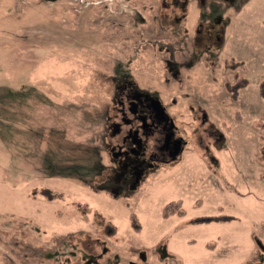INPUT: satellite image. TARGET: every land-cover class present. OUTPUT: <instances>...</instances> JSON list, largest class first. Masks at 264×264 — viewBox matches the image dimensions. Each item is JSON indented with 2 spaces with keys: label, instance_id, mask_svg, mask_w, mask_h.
I'll use <instances>...</instances> for the list:
<instances>
[{
  "label": "rangeland",
  "instance_id": "374dc122",
  "mask_svg": "<svg viewBox=\"0 0 264 264\" xmlns=\"http://www.w3.org/2000/svg\"><path fill=\"white\" fill-rule=\"evenodd\" d=\"M6 10L0 264H264V0H7ZM120 77L186 127L182 158L119 197L50 175L36 131L56 129L61 146L108 163L100 121ZM176 201L184 215L165 217Z\"/></svg>",
  "mask_w": 264,
  "mask_h": 264
},
{
  "label": "flooded vegetation",
  "instance_id": "af4514ba",
  "mask_svg": "<svg viewBox=\"0 0 264 264\" xmlns=\"http://www.w3.org/2000/svg\"><path fill=\"white\" fill-rule=\"evenodd\" d=\"M112 92L100 121L99 140L113 178L110 189L119 197L136 192L150 176L181 159L188 131L169 113L168 106L134 82L120 77Z\"/></svg>",
  "mask_w": 264,
  "mask_h": 264
},
{
  "label": "trees",
  "instance_id": "16d2710c",
  "mask_svg": "<svg viewBox=\"0 0 264 264\" xmlns=\"http://www.w3.org/2000/svg\"><path fill=\"white\" fill-rule=\"evenodd\" d=\"M262 95L264 96V92L262 93ZM262 115L264 117V114ZM261 128H264V126H262ZM4 130L8 131L10 129L5 128ZM14 132L13 133L9 132V134H12V136L14 137L15 135ZM37 132L38 131L35 132L37 135L36 143L38 144L43 143L46 149L40 152L38 156L41 155L42 157L41 162L45 165L46 170H48L50 175L60 174V175L70 176L72 178H78L82 180L83 183L89 186L97 185L98 188H101L106 185L107 187H110L113 178L109 177L108 168L103 165L97 152L90 153V155L88 156L85 154H83V156H80L83 152H81L79 145L71 147L70 143H68L67 148L61 146L62 143L61 139L64 137V135L60 134L58 131H56V129L50 130L46 136H44L45 134H39ZM55 134H59L61 136H59V138L58 137L55 138ZM38 144L36 145L39 146ZM68 150L71 151L70 154ZM85 157H89V161L84 160ZM67 161H69V165L65 167L61 166L64 162ZM72 162H76V163L75 164L73 163V165H71ZM111 193L114 194L113 191ZM49 196L53 198L55 197V193L50 192ZM166 209L163 212L165 217L171 215H176L178 217H181L185 213V211L181 207V201L169 203L166 206ZM135 225H134L135 229H139V225L138 224ZM214 246L215 245L212 243H209L207 245L209 249L214 248Z\"/></svg>",
  "mask_w": 264,
  "mask_h": 264
},
{
  "label": "crops",
  "instance_id": "0c3cea01",
  "mask_svg": "<svg viewBox=\"0 0 264 264\" xmlns=\"http://www.w3.org/2000/svg\"><path fill=\"white\" fill-rule=\"evenodd\" d=\"M11 1H13L14 4H15V0H11ZM0 7H1V10H2V11L0 10V16L1 17L6 16V14L9 13V10L8 11L6 10L7 0H0Z\"/></svg>",
  "mask_w": 264,
  "mask_h": 264
}]
</instances>
